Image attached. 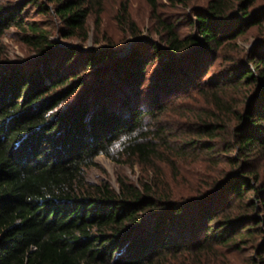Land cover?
<instances>
[{
	"label": "trees",
	"instance_id": "obj_1",
	"mask_svg": "<svg viewBox=\"0 0 264 264\" xmlns=\"http://www.w3.org/2000/svg\"><path fill=\"white\" fill-rule=\"evenodd\" d=\"M105 1L0 0V264H264V5L145 0L162 45L124 2L121 56ZM10 29L34 59L9 61ZM104 155L140 181L89 184Z\"/></svg>",
	"mask_w": 264,
	"mask_h": 264
},
{
	"label": "rangeland",
	"instance_id": "obj_2",
	"mask_svg": "<svg viewBox=\"0 0 264 264\" xmlns=\"http://www.w3.org/2000/svg\"><path fill=\"white\" fill-rule=\"evenodd\" d=\"M4 2H22L23 0H2ZM127 2L128 8H129V14H131V17L136 21V23L139 25V29L141 31V37H149L150 35L157 40L160 44L163 45V42L161 41V36L157 32L155 27V19L153 18L152 10L150 5L145 0H106L105 6H104V12L102 13V26L101 31L104 32L109 38H111L116 46V49L120 50L119 55L124 56L127 55L129 52L128 50H131L130 46L135 43L137 39L134 37H131L130 35H126V32L122 31L120 28L117 19H116V13L120 9V6L122 3ZM207 0H193L192 5H205ZM160 4H165V6H161L159 8V14L164 18L165 15H168L169 17H173L177 13L181 12V7L175 9L174 7L170 6V3L167 0H160ZM259 4L264 5V0H260ZM41 18V17H38ZM89 28H90V37L89 39L83 44L84 48H100L102 45H106L105 40H99V42H95V32H94V17H91L90 21L88 22ZM182 32H188V29L182 28ZM158 33V34H157ZM257 36L258 31L257 29H251L249 30V33L241 37L238 40V44L242 47V49L246 51H249L255 43L257 42ZM56 39H59L58 36H55ZM3 43L6 47V53L7 58L9 61L14 63H21L25 62L30 59L35 58V53H33L31 50H29L24 43L21 41L20 34H17V31L15 29H10L3 37ZM60 41H63L59 39ZM63 43H73L82 45L79 40H67ZM127 52V53H125ZM125 53V54H124ZM124 54V55H122ZM227 66V65H226ZM155 69L157 66L155 65ZM153 71L149 73L148 81L145 84V88L151 86L153 83ZM93 87L98 85V80L95 81L94 79L90 81ZM192 99L185 97V99H180L176 103L180 102H191ZM193 102V100H192ZM202 104H205V101L199 100V102H196L195 105L197 107H201ZM95 164L96 166H93L89 168L86 172V181L89 182V184H101L108 182L112 185L114 189L119 188L118 184V177L124 176L126 179L130 180L133 183H138L140 181V175L142 174V168L139 166H136L135 168H132L127 165H119L116 164L114 161H112L107 156H98L95 158ZM192 168H196L197 171H200L197 167L193 166ZM241 262L242 259H237V262ZM243 264V263H239Z\"/></svg>",
	"mask_w": 264,
	"mask_h": 264
},
{
	"label": "water",
	"instance_id": "obj_3",
	"mask_svg": "<svg viewBox=\"0 0 264 264\" xmlns=\"http://www.w3.org/2000/svg\"><path fill=\"white\" fill-rule=\"evenodd\" d=\"M130 47H131L130 49H132V48H133V47H132V45H131ZM127 52H130V50H128ZM127 52H125V53H127ZM125 53H124V54H125ZM124 54H122V55H124Z\"/></svg>",
	"mask_w": 264,
	"mask_h": 264
}]
</instances>
